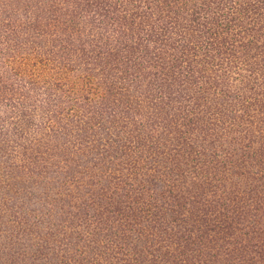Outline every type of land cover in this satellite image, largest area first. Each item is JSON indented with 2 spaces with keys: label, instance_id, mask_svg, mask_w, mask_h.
<instances>
[{
  "label": "trees",
  "instance_id": "obj_1",
  "mask_svg": "<svg viewBox=\"0 0 264 264\" xmlns=\"http://www.w3.org/2000/svg\"><path fill=\"white\" fill-rule=\"evenodd\" d=\"M136 22L165 57L124 45ZM1 98L0 264L264 254V0H0ZM185 193L188 245L224 256L185 252Z\"/></svg>",
  "mask_w": 264,
  "mask_h": 264
},
{
  "label": "rangeland",
  "instance_id": "obj_2",
  "mask_svg": "<svg viewBox=\"0 0 264 264\" xmlns=\"http://www.w3.org/2000/svg\"><path fill=\"white\" fill-rule=\"evenodd\" d=\"M134 25H135V28H134L133 31L127 30V31L121 33V36L122 35H126L127 36L124 45L127 46V48H129V49L131 47H136L140 51V53H142V54H144L146 56V58H148V55L152 52V56L150 58H148L146 60V62H151V59L154 58L157 55L160 56V57H162V58L165 57L166 54L165 53H162L161 50H163V47L166 44L167 39H164L160 35H156L158 38L149 39L148 36H145L144 34L141 33L140 29L138 28V23L137 22ZM113 44H115V42H112L111 43V45H113ZM125 53H126V51L123 54L121 53L120 54V57L124 56ZM84 54H86V56L89 57V55H87V52L84 53ZM121 59L122 58H120V60ZM84 60L85 61H89V60H86V59H84ZM120 60H118V61H116L115 59L112 60L111 68L113 70L117 71L118 74H123L125 72L122 71L120 68H119V71H118V67H120ZM90 64L93 65V69H95V66L97 67V65H94L93 63H90ZM155 89H159V88H153V90H155ZM11 95H13V94H11ZM13 97L14 96H12V98ZM156 99L157 98H155V100ZM2 100H3V98L0 99V103H2ZM147 100H153V98L152 97H149L148 99H146V103H147ZM237 115L239 116V114H237ZM226 138H227V140H231L232 139V136L231 135H227ZM253 149H256V147H253ZM259 152H261V151H259ZM172 153L174 154V152H172ZM261 153H263V152H261ZM217 157H219V156H217ZM257 157H262V156L261 155H258ZM219 160H223V159H219ZM33 161H34V155H33ZM255 161L257 163L258 162L259 163H264V162H261L259 160H255ZM203 162L204 161H201V163H203ZM199 165H200V162H199ZM26 166H29V165L26 164ZM220 166H225V165L223 163H214V164L210 163V165L207 167V169H211L212 167L217 168V167H220ZM200 167L201 168H198L197 171H200V175H204L207 169H206L205 166H202V165H200ZM255 167H257V166H255ZM27 172H28V170H27ZM27 174H29V173H27ZM189 184H190V181L187 180L186 183L183 184V186L186 188V187H188ZM71 190L72 191H76V188H75L74 185L71 187ZM171 190H173V193L179 191V180H177L172 185ZM192 194L193 193H185L186 204L184 206V213L182 214V218H184V223H187V226H191L192 227L189 231L184 232V234H185V237L184 238H185V240H187L186 243H184V244H186V245H188V243L191 241V238H196L197 237L198 234H197L196 226H198V227L200 226L201 228H203V225H202L201 221H198L197 222V218H198V215L200 214V212L202 210L201 208H202L203 204L200 203L197 200V197H191L189 199L188 196H191ZM166 195H169V193L167 192ZM2 203H3V200L0 197V206L2 205ZM177 217H178V221H179V214H178ZM262 217H264V215ZM16 224H20V223H16ZM204 236H205V233H202L201 234V239H203ZM235 238L238 241H241L243 239V237L240 236L239 234H236L235 235ZM196 239L199 240L198 238H196ZM208 239H206L204 241H200V242H194V244L193 243L189 244L187 247L184 248V250H186L185 252H187L191 248H194V247L197 248L200 245H203L204 249L205 250H209L210 252H217V251H220L221 250V253H222L221 256H224L225 253H226V250H223L221 247H220V249L217 248L216 247V243L217 242L212 241L210 237H208ZM225 239H226V237H225ZM222 241H224V239ZM233 241L234 242H237L234 239H233ZM225 242H226L227 245H229V239L225 240ZM177 243H179V242L176 241V240H172L171 242L168 243L169 245L166 246L164 250H168V253H174V252L178 251V248L179 249L181 248V244L178 245ZM249 252H251L250 249H249ZM189 254H190V251L188 252V255ZM251 254H252V252H251ZM256 260L258 262L257 264H264V254H262L260 252L258 254ZM234 261L236 262V264L237 263H240V259L238 260V259L235 258ZM181 263H183V264H197V262H194V261L191 262L189 260H186V261L183 262L181 259H179L178 264H181ZM243 264H251V262L250 261H247L246 263H243Z\"/></svg>",
  "mask_w": 264,
  "mask_h": 264
}]
</instances>
